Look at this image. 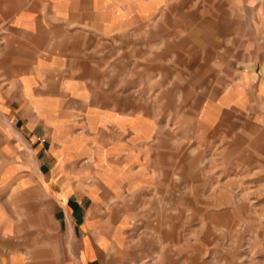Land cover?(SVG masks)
<instances>
[{"label":"crops","instance_id":"obj_1","mask_svg":"<svg viewBox=\"0 0 264 264\" xmlns=\"http://www.w3.org/2000/svg\"><path fill=\"white\" fill-rule=\"evenodd\" d=\"M163 1L169 2L0 0V116L6 117H0V143H22L25 136L31 142L39 136L45 140L27 152V161L21 163L25 165L12 173V169H3L6 178L18 175L11 188L26 190L33 206L40 208L38 214H45L53 224L47 227L40 223L41 229L31 223L27 229L19 225L16 230H0V264H93L103 243L112 244L122 230L121 215L113 208L128 205L124 195L129 191L128 176L152 175L159 164H155L157 157L149 147L131 153L134 146L126 129L129 103L121 98L119 103L99 105L95 80L98 73L110 71L112 52L122 31L153 32L154 54L163 56L160 67L171 64L167 74L176 77L178 57L183 53L174 33L178 8H161ZM188 50L184 52L185 67L197 72L206 51L195 56ZM237 62L242 65L234 79L244 94H229L234 103L229 106L224 103L225 89H219V75L216 83H211L208 73L185 78L189 84L194 77L201 79L196 84L199 89L195 86L191 94L203 99L201 112L211 113L213 126L230 121L240 133L248 127L246 134L255 144L251 157L264 158V57L250 55ZM129 71L126 68L121 78L129 80ZM158 72L161 77L165 73ZM247 87L251 94L245 93ZM214 89L213 99L207 98ZM128 93V89L110 92L118 96ZM191 106L187 112L193 116L197 107ZM99 142L102 153L98 152ZM16 147L13 145V157H17ZM87 174L119 177L117 183L98 185L96 181L94 186L83 183ZM89 185L93 187L89 189ZM84 199H89L88 211L95 209L89 227L88 212L81 206ZM47 205L56 208L58 214L49 215ZM111 214L112 221L108 217ZM78 226L85 232L76 234ZM76 241L77 250H70ZM87 252L93 257L88 263L87 258L83 260Z\"/></svg>","mask_w":264,"mask_h":264},{"label":"rangeland","instance_id":"obj_2","mask_svg":"<svg viewBox=\"0 0 264 264\" xmlns=\"http://www.w3.org/2000/svg\"><path fill=\"white\" fill-rule=\"evenodd\" d=\"M167 1L160 7L178 8L174 33L178 48L183 49L176 77L167 74L171 64L160 67L163 56L154 54L153 32L122 31L112 52L110 71L98 73L95 80L99 105L119 103L121 98L129 103L126 129L134 146L131 153L149 147L159 165L152 175L128 176L129 191L124 192L128 205L113 208L121 215L123 228L112 244L103 243L93 264H264V158L251 157L255 144L246 134L248 127L240 133L230 121L213 126L211 113L201 112L202 98L191 94L201 79L194 77L189 84L185 78L208 73L211 83H216L219 75V89L226 91L224 103L234 104L229 94H244L234 79L242 65L238 59L264 57V0ZM186 49L195 56L206 51L199 71L185 67ZM126 68L129 80L121 78ZM158 71L165 73L161 77ZM125 89L129 90L127 96L110 94ZM214 92L207 98L213 99ZM252 92L250 87L245 89L247 94ZM195 104L191 116L187 110ZM38 141L45 143L42 136L34 142L25 136L22 143H0V230H16L19 225L27 229L31 223L35 229H41V224L53 225L45 214H38L40 208L33 206L26 190L11 188L18 175H5L6 169L12 173L25 165L21 163L27 161V152ZM13 145H17V157L12 156ZM103 151L99 142L98 152ZM118 177L87 174L83 183H117ZM88 204L89 199L81 202L88 212L89 227L95 209L88 211ZM46 210L49 215L58 214L51 205ZM108 217L112 221L114 216ZM102 224L106 230V223ZM84 230L78 226L75 233ZM70 248L77 250L78 242ZM83 258L88 263L93 257L87 252Z\"/></svg>","mask_w":264,"mask_h":264}]
</instances>
